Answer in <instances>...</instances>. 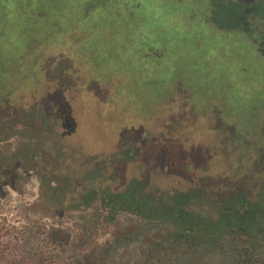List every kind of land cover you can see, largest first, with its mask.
<instances>
[{
	"label": "rangeland",
	"instance_id": "1",
	"mask_svg": "<svg viewBox=\"0 0 264 264\" xmlns=\"http://www.w3.org/2000/svg\"><path fill=\"white\" fill-rule=\"evenodd\" d=\"M48 1L1 24L0 264H237L252 242L264 264V69L222 62L190 4ZM238 212L192 244L190 218Z\"/></svg>",
	"mask_w": 264,
	"mask_h": 264
},
{
	"label": "flooded vegetation",
	"instance_id": "2",
	"mask_svg": "<svg viewBox=\"0 0 264 264\" xmlns=\"http://www.w3.org/2000/svg\"><path fill=\"white\" fill-rule=\"evenodd\" d=\"M123 1L125 4L128 3V0ZM172 1L174 6L179 8L191 5L190 9L184 12L186 16L194 20L196 24L205 27L209 35L224 39L229 53L224 52L220 60L227 59L226 64L231 65L232 69L235 70L239 66L238 70L243 71L242 73L250 70L246 65L247 60L253 61L264 69V0H201L199 7H193L194 3H191V1L196 3V0ZM140 4L138 3L139 7ZM198 38L201 41V37ZM237 44L244 46L243 51L237 50ZM161 62L158 61V63ZM181 77L183 75L177 78L180 82L184 81V77ZM242 80L246 81V79L238 81ZM256 81L262 83L264 89V79Z\"/></svg>",
	"mask_w": 264,
	"mask_h": 264
},
{
	"label": "trees",
	"instance_id": "3",
	"mask_svg": "<svg viewBox=\"0 0 264 264\" xmlns=\"http://www.w3.org/2000/svg\"><path fill=\"white\" fill-rule=\"evenodd\" d=\"M45 0H0V37L3 34V32L1 29V24L3 23V21L6 19L5 16L10 14L9 16H11V22H21L20 17L23 16V19L26 20L27 22V26L29 25V22H33L34 19H36V21H41L43 20L42 17H46L49 14V18L51 15V10L50 6H49V1L46 0V4L41 3ZM58 1V5H55V8L58 9V11L61 12L62 9V4L61 0H57ZM98 1L100 3L99 7H103L101 6V2L103 0H95ZM81 6V5H80ZM80 9V7H79ZM78 9V10H79ZM47 18V19H49ZM52 19V17L50 18ZM49 19V20H50ZM20 20V21H19ZM58 20L61 21L62 18L59 16ZM49 24V23H48ZM33 30H34V26L32 25ZM39 33V32H38ZM36 39L40 38V36H33ZM42 38V37H41ZM34 40V39H33ZM4 48L2 46V44H0V60L3 61L6 59L5 55H2L3 53H6L4 51H2ZM15 58L17 56H14ZM7 61V59H6ZM1 65V63H0ZM6 72H9L8 70H5ZM6 77V76H5ZM224 216V215H223ZM240 214L239 212L236 213L235 217L231 216L228 219H223V223L224 225H220V227H217L215 224L209 223V224H204L206 227H204L202 221H204L203 218L201 217H192L190 218V222L194 221L195 223H197L199 226L197 228L196 231H198V237L204 238L205 242H192V244H195V247H216L218 241H221L225 238V233H226V228H228L230 225L234 224L236 220H239ZM252 218L255 220V216H257V213H252ZM247 217L246 215H244L243 218ZM182 218V217H181ZM243 218L240 219L243 220ZM233 219H235L233 221ZM251 219V220H253ZM222 223V220L220 221ZM196 224V225H197ZM200 228V230H199ZM256 228H258L256 226ZM258 230L260 231V228H258ZM262 231V230H261ZM189 233L191 232H187V230H179L176 231L174 233L175 236V242L176 244H182V247L184 246H188L190 247L191 241H190V235ZM262 233H264L262 231ZM193 233H191L192 235ZM170 243V242H169ZM172 243V242H171ZM262 246L263 243H259V242H252V245L246 246V249L243 253L240 254L237 264H258L259 262V258L263 255L261 251L262 250ZM261 255V256H260Z\"/></svg>",
	"mask_w": 264,
	"mask_h": 264
}]
</instances>
